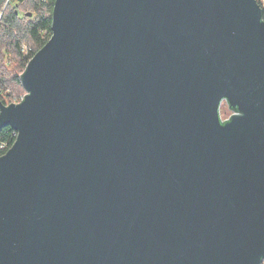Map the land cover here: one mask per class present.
<instances>
[{
	"label": "water",
	"instance_id": "obj_1",
	"mask_svg": "<svg viewBox=\"0 0 264 264\" xmlns=\"http://www.w3.org/2000/svg\"><path fill=\"white\" fill-rule=\"evenodd\" d=\"M20 80L0 264L262 263L256 0H54Z\"/></svg>",
	"mask_w": 264,
	"mask_h": 264
},
{
	"label": "trees",
	"instance_id": "obj_2",
	"mask_svg": "<svg viewBox=\"0 0 264 264\" xmlns=\"http://www.w3.org/2000/svg\"><path fill=\"white\" fill-rule=\"evenodd\" d=\"M256 1L264 18V0ZM53 4L54 0H0V104L7 106L14 103L8 84L11 82L23 87L20 76L30 59L50 38ZM25 9L31 10L30 15L21 14ZM22 44L30 47L25 56L20 50ZM6 53L16 57L17 73L11 74L4 64ZM15 138L16 134L9 126L0 130V156L12 146Z\"/></svg>",
	"mask_w": 264,
	"mask_h": 264
},
{
	"label": "rangeland",
	"instance_id": "obj_3",
	"mask_svg": "<svg viewBox=\"0 0 264 264\" xmlns=\"http://www.w3.org/2000/svg\"><path fill=\"white\" fill-rule=\"evenodd\" d=\"M31 12V10H23L21 11V14H25L28 15V13ZM32 15V14H31ZM30 47L28 46V44H22L21 45V52L23 53V55H27L28 51H29ZM6 56L4 61H5V65L8 66V71H10L11 74L17 73L19 71V68H16V57L12 54H5ZM8 89L11 92V94L14 96V104L19 103L21 96H24L25 91L23 87H19L13 83H9L8 84ZM231 115V111L227 105L226 102H222L221 106H220V117L222 120L228 119L229 116Z\"/></svg>",
	"mask_w": 264,
	"mask_h": 264
},
{
	"label": "flooded vegetation",
	"instance_id": "obj_4",
	"mask_svg": "<svg viewBox=\"0 0 264 264\" xmlns=\"http://www.w3.org/2000/svg\"><path fill=\"white\" fill-rule=\"evenodd\" d=\"M222 102H225V100H222ZM229 109H230V108H229ZM230 111L232 112L231 109H230ZM230 116H231V115H230ZM230 116H229V117H230ZM220 119H221V117H220ZM227 120H228V119H225V120H222V119H221V122H222V123H225Z\"/></svg>",
	"mask_w": 264,
	"mask_h": 264
},
{
	"label": "built area",
	"instance_id": "obj_5",
	"mask_svg": "<svg viewBox=\"0 0 264 264\" xmlns=\"http://www.w3.org/2000/svg\"><path fill=\"white\" fill-rule=\"evenodd\" d=\"M233 114H236V113H234V112H231V115H233ZM1 147H3V145H2ZM263 262H264V260L262 261V263H263ZM262 263H261V264H262Z\"/></svg>",
	"mask_w": 264,
	"mask_h": 264
}]
</instances>
